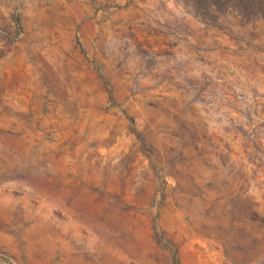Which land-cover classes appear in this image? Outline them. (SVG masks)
I'll use <instances>...</instances> for the list:
<instances>
[{
  "label": "rangeland",
  "instance_id": "rangeland-1",
  "mask_svg": "<svg viewBox=\"0 0 264 264\" xmlns=\"http://www.w3.org/2000/svg\"><path fill=\"white\" fill-rule=\"evenodd\" d=\"M0 70V264H264V19L0 0Z\"/></svg>",
  "mask_w": 264,
  "mask_h": 264
},
{
  "label": "trees",
  "instance_id": "trees-1",
  "mask_svg": "<svg viewBox=\"0 0 264 264\" xmlns=\"http://www.w3.org/2000/svg\"><path fill=\"white\" fill-rule=\"evenodd\" d=\"M193 13L205 21L214 22L219 14L237 11L246 20L264 19V0H186Z\"/></svg>",
  "mask_w": 264,
  "mask_h": 264
},
{
  "label": "crops",
  "instance_id": "crops-1",
  "mask_svg": "<svg viewBox=\"0 0 264 264\" xmlns=\"http://www.w3.org/2000/svg\"><path fill=\"white\" fill-rule=\"evenodd\" d=\"M6 8H7V6L4 5L3 9H6ZM7 10H8V11H11V7L7 8ZM0 75H1V76L3 77V79H4L5 74H4V72H2L1 70H0ZM6 78H8V76H7ZM10 95H11V89H6V92H5V98L10 97ZM8 99L10 100V98H8ZM11 120H12V118H11Z\"/></svg>",
  "mask_w": 264,
  "mask_h": 264
}]
</instances>
